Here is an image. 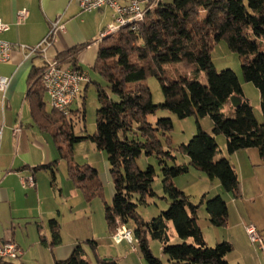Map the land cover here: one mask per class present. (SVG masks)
<instances>
[{"label":"trees","instance_id":"trees-1","mask_svg":"<svg viewBox=\"0 0 264 264\" xmlns=\"http://www.w3.org/2000/svg\"><path fill=\"white\" fill-rule=\"evenodd\" d=\"M252 37H255L254 39ZM264 0H173L160 3L147 12L145 19L133 30L122 28L118 33L103 38L92 68L101 75L103 82L93 81L98 91L97 127L93 134L77 136L72 113L85 118V94L82 104L68 115L54 108L45 107L46 90L42 83L43 68H35L30 74L28 98L32 115L41 128L51 133L60 157L68 165L69 177L91 200L102 190L98 170L91 165H79L74 159V146L82 140H90L97 149L107 155L114 182L111 204H105L108 230L113 235L118 227L132 230L134 242L149 264H164L150 248V236L162 243L163 253L172 264H230L227 255L233 245L221 241L209 245L198 223V209L204 202L194 204L180 190L174 179L193 166L211 179H219L225 191L235 198L241 197V181L236 166L229 157L219 156L216 135L226 137V149L234 154L241 149L256 148L264 161V121L259 122L253 106L246 97L242 83L235 71L218 72L212 60L214 46L226 40L229 48L242 59L244 79L252 82L261 93V111L264 118ZM83 46H77L59 54L60 62L73 69L83 70L77 55ZM180 62L185 71L205 72L207 84L184 75L171 77L165 65ZM155 76L161 83L164 101L155 104L150 87L143 82ZM92 82H87V87ZM241 96V105L235 108V116L221 111L231 97ZM159 108L168 109L179 118L195 116L197 131L188 143L175 150L189 157L188 164H178L172 150L170 132L174 125L171 118H159L155 124L149 116ZM210 116L212 133L205 130L200 118ZM169 144L165 147L164 140ZM155 155L159 159L163 175L164 191L170 204L167 210L145 220L138 212V204L155 195L152 184L156 171L152 165L141 169L138 160L143 155ZM169 161L173 165H169ZM46 170L52 185L57 182L58 160L40 164L34 168ZM210 223L224 226L229 208L221 195L205 201ZM170 223L180 238L170 243ZM41 241L51 249L62 244L60 222L49 220L51 240L47 241L38 224ZM93 249L95 240L87 241ZM99 264H119L112 257L98 258ZM0 264H22L17 260L0 259ZM55 264H91L85 259L82 244L75 246L71 255L56 259Z\"/></svg>","mask_w":264,"mask_h":264},{"label":"rangeland","instance_id":"rangeland-1","mask_svg":"<svg viewBox=\"0 0 264 264\" xmlns=\"http://www.w3.org/2000/svg\"><path fill=\"white\" fill-rule=\"evenodd\" d=\"M164 1L170 2L173 0ZM252 38L254 39L255 37ZM259 41L262 47H264V41L261 39ZM212 60L218 72L224 69H232L237 73L244 93L253 106L257 120L263 122L260 90L252 82L244 79L240 55L229 48L226 40H222L214 46ZM91 63L84 61L82 64L92 80L87 89L82 93V96L85 94V118H80L81 114L79 112L72 113L71 116L74 120V131L77 136L93 134L97 127V108L99 102L98 91L93 81L103 82V78L92 68ZM165 68L171 77L184 75L189 78H196L204 84L208 83L205 72L185 71L180 62L168 63L165 65ZM143 82L150 87L152 100L155 104L164 101L162 86L157 77L150 75ZM45 101L47 107L51 109V99L47 92L45 93ZM77 107L78 104H75L73 109L77 110ZM221 111L229 117L235 116V108L232 102L224 104ZM166 117L173 120L174 127L170 132V143L173 148L172 150L177 155L176 162L178 164H188L189 157L177 152L175 149L182 143H188L191 140L197 131V119L195 116L179 118L172 111L159 108L155 114L149 116V121L155 124L159 118ZM200 123L205 130L212 133L213 120L210 116L200 118ZM216 139L220 150L218 157H229L236 166L241 181V197L235 198L232 193L225 191L219 179H211L191 165L188 172L174 179V183L190 197L194 204H200L202 199L204 200L198 209V223L209 245L214 246L225 240L232 243L233 249L227 255V260L230 264H264V246L261 243L253 242L247 230L248 226H254L262 236L264 243V161L259 154L250 155V153L244 150L242 153H238L239 155H237V152L229 154L226 149L225 135H216ZM163 140L167 148L169 144L165 138ZM221 153H223L222 156ZM73 154L75 162L79 165H91L98 170V178L102 190L100 194L88 200L83 191L69 177L66 160L60 158L61 165H58L57 185H55L58 197L55 198L54 195L50 196L49 202L54 207L56 216L60 222L63 246L82 244L85 250V259L91 264H99L98 258L106 257L115 258L119 264H149L141 253L137 242L133 244L126 241L117 243L108 230L105 217V204L112 203L114 182L106 153L97 149L95 144L90 140H85L75 144ZM138 164L141 169H146L149 165H152L156 171L155 180L152 184L155 195L148 196L144 203L138 204V212L148 221L167 210L170 200L164 191L159 159L155 155L143 154L139 158ZM169 165H173V162L169 161ZM60 188H62V191H60ZM216 195H221L229 208L228 221L224 226L211 224L205 208V201ZM12 222L13 224H8L7 228L17 232L16 239L22 245V247H19L22 253L25 252V256L16 260L22 262L23 259L24 262L38 264L37 259H46L48 251L44 248L45 245L41 247L37 243L32 245L34 239L37 238L41 244V236L37 237L36 233L31 232L32 227L28 224L29 221L27 219H20L13 220ZM36 227L39 230L38 225ZM169 227L171 235L170 243L180 242L181 240L173 224L170 223ZM149 238L150 248L154 256L160 258L164 264H172L163 253L162 243L151 236ZM88 240H95L97 248L93 249L87 242ZM134 247H136V250H134Z\"/></svg>","mask_w":264,"mask_h":264},{"label":"crops","instance_id":"crops-1","mask_svg":"<svg viewBox=\"0 0 264 264\" xmlns=\"http://www.w3.org/2000/svg\"><path fill=\"white\" fill-rule=\"evenodd\" d=\"M150 1L153 3L152 10L160 3H167L164 0ZM23 8L29 10V15L18 23V11ZM114 14L115 10L111 7L85 11L80 6V0H0V18L9 24V29L0 32V40L15 45L10 60L0 62V74L11 78L7 91H0V238L12 239L22 247L16 239L17 232L7 226L13 224V220L27 219L32 227L31 232L40 236V230L36 227L39 224L46 240L50 241L48 222L52 218L58 219L49 202L50 196L58 197L51 176L46 170L34 171V168L55 160L61 165V157L51 133L35 121L28 98L30 74L35 68H43L47 59L41 54L26 59L21 46H33L41 42L49 33L51 22L60 16L65 30L58 33L47 51V57L58 58L59 54L70 48L85 45L77 58L78 64L86 72L82 64L84 61L94 64L99 46L103 43L101 32L114 21ZM86 89L87 82L82 85L79 96L71 104V111H75V104H78L77 108L81 107L82 93ZM45 107L48 111L53 109L47 105ZM253 149L256 148L241 149L237 155L243 150L250 155H258L259 151ZM29 176L34 177V185L26 184L25 180ZM35 243L40 247L45 245L42 241L40 244L38 238L34 239L32 245ZM75 246L61 244L51 249L45 245L48 251L46 259H37V262L55 264L56 259L69 257ZM23 256L25 252L20 259ZM17 263L32 264L23 259Z\"/></svg>","mask_w":264,"mask_h":264},{"label":"built area","instance_id":"built-area-1","mask_svg":"<svg viewBox=\"0 0 264 264\" xmlns=\"http://www.w3.org/2000/svg\"><path fill=\"white\" fill-rule=\"evenodd\" d=\"M80 6L85 11H93L103 7H111L115 10L114 21L107 25L101 32V38L118 33L122 28L130 27L137 29L138 25L145 19L153 3L150 0H80ZM29 15V10L23 8L18 11L17 22H23ZM9 29V24L0 18V32ZM65 30V24L59 16L51 22L49 33L36 45L21 46L24 57L31 58L34 55H43L47 61L42 71V83L51 99L52 108L60 113L68 115L73 101L79 96L82 85L90 81V77L84 70L73 69L63 65L58 58L49 59L48 49L55 42L59 32ZM15 45L6 40H0V62H7L11 58ZM11 78L0 74V91L4 93L10 86ZM26 184L34 185L35 179L29 176ZM24 182V183H25ZM253 242L264 246L262 236L257 229L250 225L247 227ZM117 243L124 240L133 244L132 230L125 226L118 227L112 235ZM136 250V247H134ZM22 255V250L12 239L0 238V259L16 260Z\"/></svg>","mask_w":264,"mask_h":264},{"label":"water","instance_id":"water-1","mask_svg":"<svg viewBox=\"0 0 264 264\" xmlns=\"http://www.w3.org/2000/svg\"><path fill=\"white\" fill-rule=\"evenodd\" d=\"M242 101L243 99L241 96L234 95L231 97V102L234 107H238L239 105H241Z\"/></svg>","mask_w":264,"mask_h":264}]
</instances>
